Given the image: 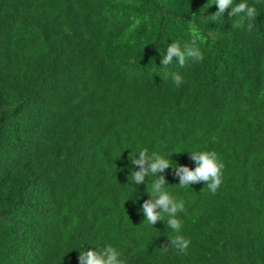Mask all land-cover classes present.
<instances>
[{"label":"trees","instance_id":"1","mask_svg":"<svg viewBox=\"0 0 264 264\" xmlns=\"http://www.w3.org/2000/svg\"><path fill=\"white\" fill-rule=\"evenodd\" d=\"M214 3L0 0V264H79L108 244L125 264H264V0H247L252 31L231 8L211 21ZM189 20L203 61L162 67L172 41L193 46ZM144 148L225 164L215 195L156 174L185 201L187 253L165 221L144 222L153 177L128 180Z\"/></svg>","mask_w":264,"mask_h":264},{"label":"clouds","instance_id":"2","mask_svg":"<svg viewBox=\"0 0 264 264\" xmlns=\"http://www.w3.org/2000/svg\"><path fill=\"white\" fill-rule=\"evenodd\" d=\"M259 2V0H257ZM215 5L218 6V11L213 13L211 21H217L225 10L231 8L229 17H239L240 19L232 24L233 28H242L246 26L247 31H252V20H256L257 9L255 5H249L247 0H241L234 4V0H215ZM140 20H136L133 28L140 24ZM189 32L192 39V45H184L181 47L179 41H172L167 45L166 54H162L161 65L167 67L173 63V58H178V63L181 67L184 66L187 58L200 62L204 56L199 47H196L197 41L205 42V37L200 34L195 22L189 20ZM177 87L183 83V78L179 73H173L171 76ZM137 154L129 155V160L132 164L139 166L138 171H131L128 180L135 184H140L145 180L146 176L153 177L146 187V192L151 197L144 201L142 212L145 216L144 222L153 226L158 220L166 222L168 229H171L175 235L170 236V245L172 249L179 253H187L191 244V239L182 234V221L178 214L185 210V201L175 198L165 187V178L156 174L163 172L167 168H172L176 176L179 177L180 188H188L192 184L204 182L209 193L215 195L217 190L223 183L225 164L215 150H196L191 151V159L195 162V168H189L183 165L173 164L169 157H166L159 152L153 151L149 154L147 148L138 150ZM204 189V188H203ZM202 189V190H203ZM159 209V211H158ZM167 217V219H165ZM168 246L161 247L162 251H167ZM121 254L111 244L103 248L95 249L88 248L80 251L79 264H125V261L120 258Z\"/></svg>","mask_w":264,"mask_h":264}]
</instances>
